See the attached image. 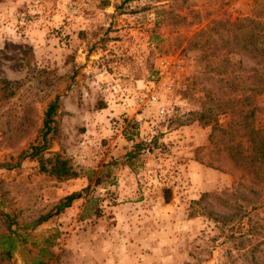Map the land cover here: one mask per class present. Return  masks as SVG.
I'll use <instances>...</instances> for the list:
<instances>
[{
  "label": "rangeland",
  "instance_id": "1",
  "mask_svg": "<svg viewBox=\"0 0 264 264\" xmlns=\"http://www.w3.org/2000/svg\"><path fill=\"white\" fill-rule=\"evenodd\" d=\"M240 17L264 23L253 0H0V80L19 84L0 97V214L22 238L0 264H249V252L264 264V183L190 115L216 61L188 41ZM55 96L58 134L44 155L60 153L78 177L59 182L27 158L5 169L39 142ZM255 106L262 129L264 91ZM139 142L131 167L120 165ZM110 160L109 183L30 228Z\"/></svg>",
  "mask_w": 264,
  "mask_h": 264
},
{
  "label": "trees",
  "instance_id": "2",
  "mask_svg": "<svg viewBox=\"0 0 264 264\" xmlns=\"http://www.w3.org/2000/svg\"><path fill=\"white\" fill-rule=\"evenodd\" d=\"M253 1L258 13L263 14L264 0ZM188 42L205 52L208 51L207 57L216 61L212 68L216 75L213 85L205 90L201 108L190 112V115L195 116L202 126L210 127L209 143H213L215 147L221 143L222 150L226 152V157L234 168L251 175L257 183H264V128H256L254 125L255 98L264 91V23L256 17L235 18L232 22L215 21L196 32ZM18 85L17 82L0 80V97L7 99ZM58 109V97L55 96L43 112L39 142L21 151L14 164L3 165L5 169L9 170L27 158L37 163L39 173L47 174L59 182L78 177V172L70 161L60 153L44 155L49 140L58 134L54 120ZM220 115L227 116L224 127L217 124ZM25 134L22 130L19 138L25 137ZM218 134L221 138L214 140ZM152 142L154 144L155 140ZM146 145L144 142L134 144L120 165L131 167V160ZM117 163L110 160L102 164L99 170L84 172L86 186L58 199L50 210L29 224L30 228L34 229L52 216L62 213L74 201L84 197L91 187L109 183L112 179V168ZM0 219L8 231L6 235H0L1 255L10 260L11 252L22 243V238L10 230L11 226L17 224L8 214H0ZM248 256L249 264H255L251 252L243 254L244 258ZM232 263L238 264L237 260ZM31 264L39 263L34 259Z\"/></svg>",
  "mask_w": 264,
  "mask_h": 264
},
{
  "label": "built area",
  "instance_id": "3",
  "mask_svg": "<svg viewBox=\"0 0 264 264\" xmlns=\"http://www.w3.org/2000/svg\"><path fill=\"white\" fill-rule=\"evenodd\" d=\"M141 99H142V98H141ZM141 99H139V100H138V102H141V101H142ZM159 112L161 113V112H162V110H160Z\"/></svg>",
  "mask_w": 264,
  "mask_h": 264
}]
</instances>
